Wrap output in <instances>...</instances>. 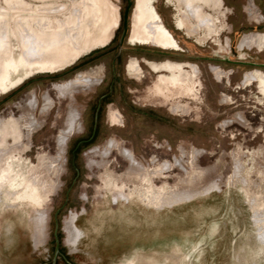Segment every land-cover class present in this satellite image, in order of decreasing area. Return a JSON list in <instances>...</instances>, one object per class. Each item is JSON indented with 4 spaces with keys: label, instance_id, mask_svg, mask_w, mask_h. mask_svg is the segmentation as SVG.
<instances>
[{
    "label": "rangeland",
    "instance_id": "obj_1",
    "mask_svg": "<svg viewBox=\"0 0 264 264\" xmlns=\"http://www.w3.org/2000/svg\"><path fill=\"white\" fill-rule=\"evenodd\" d=\"M6 1L0 14L8 12L10 41L19 46L21 19L38 43L44 5L63 7L56 23L80 19L79 0H23L29 9L15 13ZM219 1L223 26L202 42L178 31L175 0L150 4L179 46L167 53L133 46L146 0H132L120 50L127 0H86L91 17L76 32L79 56L47 57L54 64L47 72L59 73L32 75L0 97V179L17 172L36 200L28 217L1 219L0 264H178L181 255L186 264H264L243 191L258 195L264 218V0ZM166 64L187 77L172 76ZM73 79L81 89L70 100L62 86ZM88 80L95 84L83 89ZM47 97L52 107L43 113ZM73 114L76 127L59 146ZM20 117L37 122L31 135ZM136 196L154 199L158 210Z\"/></svg>",
    "mask_w": 264,
    "mask_h": 264
},
{
    "label": "bare ground",
    "instance_id": "obj_2",
    "mask_svg": "<svg viewBox=\"0 0 264 264\" xmlns=\"http://www.w3.org/2000/svg\"><path fill=\"white\" fill-rule=\"evenodd\" d=\"M146 2H147V10L149 12L147 16L144 18L142 17V13L140 15L141 17L140 16L137 17L138 23H139L138 28H137L139 39L138 41L136 40L135 41L136 43L158 44L162 47L167 48L172 44L173 40L170 37V35L166 32V30L164 29L163 24L159 16L157 15V13L154 10H152L150 6V4L155 2V0H148V1L146 0ZM175 2H176L175 3L176 12H178L179 14L177 25L179 26V29L185 32V34L189 38L194 36L197 40H199V42H202L203 39H205V41L206 39H208V35L210 32L215 33L218 31L217 34L219 33V29H221L223 26V23L218 17L220 10H221V2L219 0H175ZM5 4L7 6V9H9V12L11 13L22 12V11L29 9V5L24 3L23 0H10V1L7 0ZM55 5L46 6V7H44L45 5L42 6V9L40 11V13H42V16L38 19V21L36 20L37 23L35 25L37 36H34V37H38L39 39L38 43L36 42L37 40L35 41V43L32 42V39H30L27 35L28 30L27 32L24 30V26L28 25V23L26 22V19L18 20L16 29L19 32L21 46H19L18 42H16L15 44H11L10 37H9V33H10L9 23H8V18H7L8 12L3 10V12L0 14V56H1L0 57V95L5 94L9 90L13 89L14 87L19 86L22 82L31 78L32 75L53 74L55 72L60 71V70H55V71L47 72V70L54 68V64L52 60H47L48 59L47 57H57V58L64 57L65 58L72 52L76 51V47L74 45V41L76 40V32L78 31V29L80 28V25L84 21H87L90 19L91 12L88 14V11L91 10L92 7H90L89 4L87 5L86 0H79V3L77 5L81 9L80 19L69 17L67 21H65L64 24H63V21H62V24H59L61 21L59 23H56L52 17H57V15L60 12H62L63 7L55 6ZM251 8L252 7H250V9ZM85 10H86L85 13L87 15L83 18L82 15L84 14ZM137 10L138 12L140 11L138 8ZM75 11H79V10L77 9ZM213 12L215 13L212 14ZM108 21L106 23H108ZM87 23L88 22H86V24ZM134 27H137V26L135 25ZM133 31H136V30H133ZM101 36H104V35L101 34ZM260 38L262 39V37ZM259 49L264 50V39H262L261 42L259 43ZM77 52L78 51H76L75 53L76 57L79 56ZM79 52L81 53V50ZM2 129L3 127L0 126V133ZM246 201L247 203L250 202L249 200H246ZM171 205L173 204L168 203L167 207ZM34 207H36L35 196H33L32 190H28V188L23 183V180L20 178L19 175H17V172L12 170V172L9 173L6 176V178L0 179V221L2 218H4L6 215H9L11 212H18L21 215L23 216L25 215L28 217L29 213L32 211ZM148 208L158 210L156 209V206H153L152 208L150 207ZM251 213H252V221L256 229L255 240H256L257 246L264 248V234H263L264 220L259 219V215L257 216L256 212L253 211ZM7 235L9 236V232H6V236ZM83 238L84 236L81 237L80 239L79 238L77 239V237H75V239H70L69 241L78 242L79 240H82ZM76 242H74L75 247L77 244ZM181 249L182 248H180V250ZM75 250H77V248ZM175 258H177V261H179V263L180 262L182 264L187 263V258L184 255L175 256ZM136 259L137 258H134L133 260L128 261L125 264H157L155 261L144 262V261L136 260Z\"/></svg>",
    "mask_w": 264,
    "mask_h": 264
},
{
    "label": "flooded vegetation",
    "instance_id": "obj_3",
    "mask_svg": "<svg viewBox=\"0 0 264 264\" xmlns=\"http://www.w3.org/2000/svg\"><path fill=\"white\" fill-rule=\"evenodd\" d=\"M156 3V2H155ZM154 3V4H155ZM159 16V15H158ZM161 20V19H160ZM162 22V21H161ZM163 24V23H162ZM163 27H164V25H163ZM164 29L166 30V32L170 35V37L172 38V40H173V42H172V44L169 46V47H167V48H165V47H162V46H160V45H158V44H153V43H150V44H148V43H135L134 42V44H133V46H139V45H142L141 47H148V46H154V47H157V48H161L160 50H162L163 52H178V50H179V46H178V44H177V42H176V39H175V37L172 35V33H170L165 27H164ZM178 31H180V32H182V33H184V36L185 37H187V38H189L186 34H185V32H183L182 30H178ZM190 39V38H189ZM139 44V45H138ZM164 50H175V51H164ZM260 51H262V52H260V53H264V50H260ZM179 53H180V51H179ZM130 67L133 69V70H135L136 69V66H135V64L132 62L131 63V65H130ZM165 68L166 69H168L169 71H170V73H171V75L172 76H174V77H177V78H179L180 80H182V79H184V78H186L187 77V75H188V73L186 72V71H184V68H181V67H176V66H174V65H172V64H166V66H165ZM61 71V70H60ZM58 73H59V71H58ZM56 74V73H55ZM176 74H178V76H176ZM31 78H29V79H27L26 81H24V82H22L19 86H17V87H14L13 89H11V90H9L7 93H5V94H2V95H8V94H10V93H12L13 91H15L16 89H18V88H20L24 83H26L27 81H29ZM178 79V80H179ZM94 80V79H93ZM93 80H88V81H86V83H88V85L86 86V87H83V89H85V88H88V87H90V86H92V85H94L95 84V82H93V83H91ZM76 83V80L75 79H73L71 82H69V83H67L66 85H63L62 87H64V88H67L68 90H69V99L71 100H73V94H74V92H76V91H78V90H80L81 88H77V87H75L74 86V84ZM90 83V84H89ZM260 83L262 84V87H263V90H264V76H262L261 77V79H260ZM2 95H0V97L2 96ZM50 102L52 103V100L49 98V97H47L46 99H44L43 100V106H42V112L43 113H47L50 109H51V107H52V104H50ZM179 105L181 104V105H183L182 103H178ZM35 109H36V106H35ZM77 116V114H73V116H72V119L70 120V122H69V126H68V129L65 131V132H62V134L60 135V138H59V140H58V145L59 146H63L64 145V143H65V140H66V138H67V136H69V135H72V133H73V131H74V129H75V125L77 124V121H78V118H77V120L75 119V117ZM25 118L23 117H20V119L19 120H17V122L18 123H20V126H21V128H22V130L27 134V135H31L32 133H33V131L35 130V128L38 126L37 125V122L33 119V121L32 122H30L29 120H27V121H25L24 120ZM0 126H2V127H4V124H1ZM245 183V182H244ZM243 184V183H242ZM243 187V186H242ZM243 191H244V193H245V197H246V200H249L250 202H248L247 204H248V206H249V208H250V211L251 212H256V214H257V216L258 215H260V212H261V209H260V206L259 205H261L260 204V202H259V200H258V195L257 194H253L251 191H250V188L249 187H247V188H245V187H243ZM137 197V199L139 200V202H141V204L142 205H144L145 207H150V208H152L153 206H155L156 204H155V200L154 199H152V198H150L149 200H148V204H146L144 201H143V197H138V196H136ZM145 197H148V196H146L145 195ZM115 200L113 199V202H114ZM252 201V202H251ZM255 202V203H254ZM168 203H172V202H167V204ZM259 219H262V220H264V218H259ZM263 234H264V228H263Z\"/></svg>",
    "mask_w": 264,
    "mask_h": 264
},
{
    "label": "water",
    "instance_id": "obj_4",
    "mask_svg": "<svg viewBox=\"0 0 264 264\" xmlns=\"http://www.w3.org/2000/svg\"><path fill=\"white\" fill-rule=\"evenodd\" d=\"M131 7H132V0H127V8H126L124 15L122 17V35H121L119 45H118L119 50L122 48V45H123V43L127 37L128 31H129V27H130L129 12H130ZM57 230H58V223L56 221L55 234H57ZM56 244H57V248L55 251V259H56V256L58 255V240H56ZM55 259H54V262H55Z\"/></svg>",
    "mask_w": 264,
    "mask_h": 264
},
{
    "label": "crops",
    "instance_id": "obj_5",
    "mask_svg": "<svg viewBox=\"0 0 264 264\" xmlns=\"http://www.w3.org/2000/svg\"><path fill=\"white\" fill-rule=\"evenodd\" d=\"M176 16H177V13H176V10L174 11V15H173V17H175L176 18ZM175 18H173L172 19V21H171V26H172V28H174L175 30H176V28H175ZM167 27V26H166ZM168 28V27H167ZM169 29V28H168ZM170 30V29H169Z\"/></svg>",
    "mask_w": 264,
    "mask_h": 264
}]
</instances>
